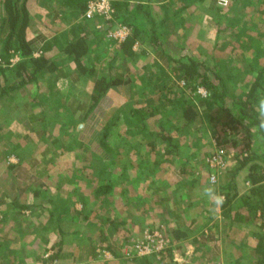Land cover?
<instances>
[{"label": "trees", "instance_id": "obj_1", "mask_svg": "<svg viewBox=\"0 0 264 264\" xmlns=\"http://www.w3.org/2000/svg\"><path fill=\"white\" fill-rule=\"evenodd\" d=\"M55 1L60 9L64 10V15L65 13L69 14V12L74 15L75 22H72L64 32L47 40L40 48V54L34 56V49L26 39V30L32 22L28 0H0V99L8 94L7 91L16 89L15 84H10L7 81L10 73L20 75V71L23 72L20 83L17 84L23 87L25 84L34 81L41 72L56 71L59 64L54 59L56 50L60 52L62 58L74 61L81 73H91L89 68L82 66L83 57L89 49L84 29L103 35L102 29L96 27L98 23L107 27L117 21L130 27L128 36L118 43V50L124 57H131L134 54L133 47L139 32L147 37L152 44L167 48L168 43L166 45L163 43L165 38V36L163 37V25L154 22L147 0H110L114 10L112 20H104L98 17L86 18L84 15L89 0ZM173 1L188 6V3L185 5L186 2L182 0ZM208 7L212 10L215 8L221 10V6L216 4V0H211ZM242 22L250 25L249 20H243L240 23ZM216 25L221 24L216 23ZM147 27H149V31L146 30ZM221 29L223 28L218 27V32ZM103 37L105 36L103 35ZM64 38L65 40H63ZM158 39L160 40L159 43ZM173 48L177 54L172 49L165 51L166 56L168 55L167 66L154 76H152L153 72L149 74L145 85L140 86H143V89L136 92L138 98L135 97L130 103L120 105L115 114L101 126L97 135L99 146L110 158L104 159V161L99 160L101 162L100 168H94L92 162L89 161L90 153L88 151L85 156L87 165L81 167L82 172L75 179L78 182L79 179L83 180L85 177L90 183L87 185L86 182L89 191L78 187V191L75 193L77 186L71 181L72 187L70 189L75 194L74 200L78 201L81 206L72 214H76L77 217L81 216L86 220L91 216L85 210H90V212L97 214L96 217L101 216L102 213L106 215L105 219L103 217L96 218L95 221L97 220V222L110 221L112 226L118 228L126 226L128 221L126 217L115 218L114 220L109 215L114 210L111 204L115 193L125 198L135 197L139 194L135 190L138 191L139 187H144V194L142 195L150 200V194H147L146 191L154 194L160 187L162 189L167 185V181L163 179L158 183L155 182L154 188L149 190L153 185H149L150 181L153 179L157 181L159 172L164 171L166 173L172 167H175L176 172L178 171V174L182 175L180 184L192 183L202 171L207 172L204 180L208 184L210 173L216 171L205 161V157L207 158L211 152L206 154L207 156L205 155L204 160H199L193 164L192 158L195 151L192 150L190 153L183 154L185 148L189 146L187 141L190 137L192 138L195 130H200L204 121L208 120L209 128L207 131L211 135H216L218 143L229 147L234 153L229 162L232 165L233 175L235 177L241 176L240 171L244 170L241 178L248 183L247 191L241 194L239 187L229 188V181L227 186L215 187L219 190L212 188L214 193L218 194L219 191L223 197L222 209L230 212L235 207L232 204L233 199H237L239 203H236L237 206L235 207L234 217L236 219L242 217V210L239 207L243 208L249 205L248 214L251 213L250 216L254 217L258 212L264 223V127L260 126L257 109V98L264 95V63L258 67L251 65V73L247 76L249 79H246L245 84L242 85V82H238L231 69H227L224 64H218L216 57L212 56L211 60H207L206 58H198L199 56L178 54L184 48L181 41L173 44ZM15 55L18 56V61L12 64L10 59ZM155 66L158 67L159 64H155ZM13 76L15 77L14 74ZM137 79L138 75L134 74L127 81L121 79V74L117 79L106 75L94 77L92 89L87 92V100L79 101L77 105L72 103L65 107V114L70 115L73 121L76 120L75 122L88 120L92 111L99 107L111 85L129 83L130 87L134 88L139 86ZM199 87L205 90V95L198 92ZM237 90L239 93L235 92ZM220 111L225 118L221 123V125L223 124L221 130L217 128V122L220 123L221 120L216 117V113ZM119 112L122 113L125 124L121 132L117 133V113ZM211 120H215V123H211ZM112 132L113 137L117 138L116 145L108 141V135ZM231 133L237 135L242 133L232 142V146L225 140ZM220 136L224 140L220 141ZM74 143V146L85 148L84 143L78 145L77 139ZM102 153L104 154V152ZM199 168L201 169L198 175L196 172ZM86 169L89 172L85 171ZM226 169L217 170L216 174L219 175ZM130 171L135 173L130 174ZM130 188L135 191L134 194L131 193ZM172 195L173 192H169L164 200L171 199ZM125 207L133 211V214L132 212L129 213L132 225L141 224L138 220V214L134 211L144 212L145 209L135 202L126 203ZM238 209L241 211H237ZM161 211L158 212L157 216L163 219L164 214ZM174 218L176 217L174 216ZM72 219L70 222H73ZM78 219L80 220V217ZM57 222L60 229L61 219L58 218ZM97 222L96 226L101 225ZM160 222L165 223V220ZM100 228V230L103 229V227ZM154 229L160 230L168 237L169 246L160 253L153 252L143 255L131 253L130 257L151 255L153 257L155 255L157 258L160 256L158 260H163V251L170 253L172 247L177 245L176 241L179 242L187 234L177 227L171 230V228H163V224L160 226L157 223L149 226V230ZM144 230L142 227L140 232H144ZM250 238L253 242L249 245L252 264H264V231H253ZM126 239L127 237L124 241L128 244L138 238ZM229 264H232V260Z\"/></svg>", "mask_w": 264, "mask_h": 264}, {"label": "crops", "instance_id": "obj_2", "mask_svg": "<svg viewBox=\"0 0 264 264\" xmlns=\"http://www.w3.org/2000/svg\"><path fill=\"white\" fill-rule=\"evenodd\" d=\"M27 3L32 22L26 30V39L34 49V56H38L47 40L64 32L75 22L74 15L71 12L64 15V10L60 9L55 0H28ZM147 3L154 22L163 25L164 32H161L165 36L163 43L169 45H166L167 48L152 44L139 32L133 47L134 54L124 57L117 44L106 40L100 33L84 29L89 49L83 57L82 66L89 68L91 73H81L74 61L62 58L57 50L54 59L59 64L54 72H41L34 81L23 87L17 85L23 72L20 71V75L10 73L7 81L16 85V89L12 90L16 97L12 99V94L9 93L0 99V264H212L214 257H219L217 261L221 264H229L231 257L227 254L228 248L233 245L238 249L241 247L238 243L242 244L245 237L237 238L232 235L238 236L249 227L248 235H252L253 231H264L259 213L254 217L250 216L251 213L248 214L249 205L239 207L242 211L237 210L241 211V218L234 217L236 203H239L237 199H233L235 207L230 212L224 211L221 204L215 210L210 209L209 202L215 198L216 193L204 194L203 190L208 185L203 178L207 172L203 171L192 183H182L184 186L181 184L183 189H180L181 195L178 192L177 197L186 201L183 208L178 209V200L172 204L175 211L169 228L174 230L177 227L187 234L179 242L176 241L177 245L172 247L170 253L163 251V260H158L160 256L157 258L155 255L134 258L127 254L129 249L124 239L132 228L127 227L122 238L118 237L117 232L111 237L104 227L100 230V226L90 224L95 220L93 214L86 220L78 216L79 220L76 214H72L81 206L74 200V192L69 185L76 178L75 168L82 172L81 167L87 165L85 154L88 152L86 148L71 146L68 142L63 145L62 140L69 141L73 137L77 139L78 145L85 144L87 131L85 128L78 129L76 135H73L70 125H67L73 120L70 115L65 114L64 108L87 100V92L92 89L94 77L106 75L117 79L121 74V79L127 81L133 74L149 75L153 72L151 66H167V49L174 50L173 44L181 41L184 45V41L186 42V35L182 33L177 20L178 15L181 17L190 3L188 6L173 0H147ZM146 30L149 31V27ZM110 50H113L112 55L101 71L97 65L101 67L104 64V58ZM123 86L130 88L129 83H114L108 92ZM107 96L108 93L99 106L104 104ZM64 116L66 119L63 120ZM68 153L73 154L74 163L82 165L69 167L68 171H72L68 177L66 174L62 176V188L50 178L57 171L56 158ZM89 153L100 154V151L98 148H91ZM99 165L93 167L98 168ZM227 167L224 172L230 173L229 188L239 187L237 181H242L246 184L247 191L248 183L243 179L237 180L238 176L233 175L231 164ZM240 172L243 175L244 170ZM60 177L53 178L57 181ZM157 178L159 182L165 179L167 185L174 183L170 181L172 179L175 180V185H180L182 175L177 171L171 173L170 178L168 175H159ZM229 182L220 185L227 186ZM162 189L160 187L157 191L161 193L159 206L167 195L162 194L165 192ZM218 196L221 197L219 192ZM171 200L173 203L174 199ZM58 218L61 219L60 229ZM71 218L73 222H70ZM134 226L140 232L144 224ZM183 257H188L189 260Z\"/></svg>", "mask_w": 264, "mask_h": 264}, {"label": "rangeland", "instance_id": "obj_3", "mask_svg": "<svg viewBox=\"0 0 264 264\" xmlns=\"http://www.w3.org/2000/svg\"><path fill=\"white\" fill-rule=\"evenodd\" d=\"M182 1L190 3V6L189 8L184 10L183 13H181L182 14L181 17L178 15L177 23L179 24V27L181 28V30H183L182 33L186 35V42L184 41V45L182 44L184 48L180 50L178 54L199 56L198 58H206L207 60H211L212 56H214L218 59L217 62L219 65L224 64L227 69H231L235 73V76L238 79V82H242V85L245 84V80L249 79V77L247 76L251 73L250 66L254 65L255 67H258V66H262L264 63V0H229V3L227 6L220 7L221 10H219L218 8L210 10L208 6L211 0H182ZM243 20H249L250 25H246V23L244 22L240 23ZM216 23H220L221 25L217 26ZM218 27H222L223 29H221V31L218 32ZM105 39L108 40L107 38ZM181 39H183L182 36H181ZM215 41H217V43H215ZM151 48H153L152 45H151ZM173 51L174 53L177 54V51L175 49ZM112 52L113 50H110V53H108V56L104 58V64L101 67L97 65V67H99L101 71L103 70V68H105L107 59L111 57ZM16 61H18V59ZM16 61H14V63ZM113 67L114 66H112V68ZM150 68H152L153 70L152 76L160 73V71L164 69V67H161V66H158V67L151 66ZM111 73H112V70H111ZM148 78H149V75L147 74L138 76L137 84L139 86H136L134 88L132 87L129 88L128 86L113 88L112 91L108 92V96L106 97L104 104L99 106L96 110L92 111L90 115L91 120L89 117L88 119L89 121L86 120L82 123L75 122V121H72L71 123H67L68 126L70 125L71 133L75 135L78 129L79 130H82L83 128L86 129L87 137L84 140L86 141L84 146L87 149V152L91 148L92 149L98 148V151H100V154L97 153V154L88 156L89 161L92 162L94 167L95 165L97 166L99 165L100 163L99 160L104 161V159L107 160L110 158L109 155L105 153L104 149L102 150L101 149L102 147L99 146L97 135H98V132L101 126L111 116H113V114H115V112L117 111V108L120 105H125L126 103H130L131 101L134 100L135 97L138 98V94H136V92L137 91L140 92L141 89H143L142 87L145 85V83L147 82L146 80ZM142 84L143 86L140 87ZM238 88H240V86H238ZM7 92L8 94L9 93L12 94L11 96L12 99L16 97V93H14L12 90H9ZM235 92L239 93L238 90ZM139 98L141 99L140 96ZM117 114H118L117 116L118 125L116 128L117 129L116 132L119 133V131L121 132L122 127H124L125 123L122 117V113L119 112ZM216 117L220 118L221 120L220 123L217 122V125H218L217 128L221 130L222 129L221 126L223 125V124L221 125V123L225 120V118H223L224 115L220 111L216 113ZM64 119H66V116L63 117V120ZM212 122L215 123V120H211V123ZM208 124H209L208 120L207 121L205 120L204 123L201 125L200 130H195V133L192 136V138L190 137V139L187 141L188 142L187 144L189 146L185 148V151L183 150L184 151L183 154L190 153L192 150L195 151L193 158H192V164L194 162L197 163V161L199 160H204V157L206 154L213 152V150L215 149V146L212 142L214 138H216L217 142H219L217 136L211 135V133L207 131V129L209 128ZM112 134L113 132L108 135V141L110 143H113L114 145L115 142L117 141L116 140L117 138H115V136L113 137ZM241 135L231 133V135H229L225 140H227V142H229L232 146V142L237 137H240ZM74 140L75 139L71 137L69 141L62 140V142H63V145H66L67 142L71 145H75ZM221 140H224L222 136H220V141ZM102 152H104V154ZM205 161H206V157H205ZM56 162H58L56 164L57 171L54 172L53 177L54 176H57V177L61 176V177L58 179L59 181L58 180L55 181L53 177H51L50 180L53 179L54 183H58L60 187L64 188L62 176L66 174L65 176L68 177L69 172L71 173L72 171V170L68 171L70 168H73L75 166H81L82 164L78 162L74 163V156L73 154L71 155V153L57 157ZM227 166H229V164ZM85 171L89 172V170L87 169ZM132 173H135V172L130 171V174ZM159 173H160L159 175H163V176L168 175L170 178V174L176 173V169L175 167H172L166 173H164V171L159 172ZM78 174H80V171L79 169L75 168L74 175L77 176ZM241 176L243 175L241 174ZM241 176H238L237 180L238 179L242 180ZM203 178H205V176ZM86 180L87 179L84 177L83 180L80 179L78 180V182L75 179L74 181H72L73 184L75 183V185L77 186L75 193L78 191V187H81L83 190L89 191V188L87 185H90V183L88 180L87 181ZM229 180H230V173L223 172L217 175V180H216L217 183L211 184L210 182H208L207 185L210 188L219 190L215 187ZM170 181L174 183L169 184L165 188H163L162 190H164L165 192H163L162 194L166 195L169 192H173V195L171 198L179 201L177 202V207L179 210H181V208H183L182 205L184 203L186 204V201L183 200L181 196H179V198L181 199H178L177 196L179 195L178 192L180 191V189H183V188L181 184L175 185V180L172 179ZM86 182H87V185H86ZM155 182L158 183V181H154V179L150 181L149 185L153 184L151 185V188H150L151 190L154 188ZM237 182H239L240 191L244 192L246 190L245 189L246 184L243 183L242 181H237ZM69 186L72 187L71 184ZM129 190L132 191L131 193L133 194L135 193L133 189L130 188ZM136 192H139V194L135 197L132 196L129 198H125L124 196H120V194L117 195L116 193L113 196L114 198H113V201H112L113 203L111 204V207L114 210L112 209L113 211H111L109 215L114 220L115 218L119 219L121 217H126L128 219L126 226H122L119 228L117 226L114 227L111 225L110 221H104L101 223V222H97V220L96 221L93 220V222L91 223L89 222V223L95 226H96V222L101 223V225L98 224V226L104 227L105 230L109 232V235L111 237H113V233L117 232L118 237H121V238L124 235L125 231L130 227L132 228V230L126 235L127 239L131 240V239L139 238L143 231L138 232L137 226L132 225V223L130 222L129 213L132 212L133 214V211L125 207L126 203L129 204V203L135 202L139 206L145 209L144 212H141L140 210L134 211L138 214V220L142 224H144L143 230L149 229V226L155 223L159 224L160 226H162L163 224V228L169 227L171 225L170 222L171 221L173 222L172 216H173L175 209L174 207H172V204H174V202L171 203L172 200L167 199V200H164L160 204L161 206H159L158 199L160 198L161 193L156 192L152 194L150 191L149 192L146 191L147 194H150L149 196L150 200H149L147 199V197L142 195L144 194V187L142 188L139 187L138 191L136 190ZM58 193L60 194V192ZM69 194L73 195L72 193H69ZM190 194L192 193H189V195ZM216 197H219L217 193H216L215 198H212V201L209 202L210 205H208L210 209L212 210H215V207H217V205L214 203V200L216 199ZM159 211L163 212L162 213L164 214L163 219L157 216ZM87 213L89 215L93 214L92 216L94 217V219L98 217H103L104 219L106 218V215H104L103 213L101 214V216H98V217H96L97 214L95 213H92V212L91 213L87 212ZM163 220H165V223L160 222ZM87 226L92 227V225L90 226L89 224H87ZM251 228H254V225ZM249 229L250 227L245 229L244 231L242 230L240 232L241 236L232 235L233 237H237V238L245 236L243 239L244 240L243 242H245L244 244H241V242L238 241L239 242L238 246L240 244L241 247L237 249L233 247V245H231L228 248L229 253L227 254L228 256L231 257L232 264H252V257L250 258V253H249V245L252 244L253 242H252V238H250L251 235H248V232L250 231ZM127 254L130 255L131 253H127ZM183 258L186 259L187 261L189 260L188 257L187 258L183 257ZM217 258L219 257H216V258L214 257V261L212 264H221L219 261H217Z\"/></svg>", "mask_w": 264, "mask_h": 264}, {"label": "built area", "instance_id": "obj_4", "mask_svg": "<svg viewBox=\"0 0 264 264\" xmlns=\"http://www.w3.org/2000/svg\"><path fill=\"white\" fill-rule=\"evenodd\" d=\"M229 0H216V4L221 7L227 6ZM113 8L110 4V0H89L87 3V9L85 11L86 18H103L104 20H112ZM97 28L102 29V33L108 40L114 41L116 44L123 41L130 33V27L124 23L114 21L112 25L103 27L102 24L98 23ZM18 59L15 55L10 59L11 63H14ZM198 92L205 95L206 92L203 88L199 87ZM216 136V135H215ZM215 149L206 158L208 164L215 168V172L210 173V182L214 183L217 179V170H223L227 167L230 160L234 156L231 149L226 147L224 144L218 143L216 138L213 139ZM169 246V239L160 230L145 229L143 235L132 242L128 243L127 247L129 253H135L137 255L149 254V253H160L164 248Z\"/></svg>", "mask_w": 264, "mask_h": 264}, {"label": "clouds", "instance_id": "obj_5", "mask_svg": "<svg viewBox=\"0 0 264 264\" xmlns=\"http://www.w3.org/2000/svg\"><path fill=\"white\" fill-rule=\"evenodd\" d=\"M257 109H258V119L260 122V126L264 127V95H261L257 98ZM204 194L210 195L213 193V189L210 187L204 188ZM216 205H220L223 203V197H216L214 200Z\"/></svg>", "mask_w": 264, "mask_h": 264}]
</instances>
